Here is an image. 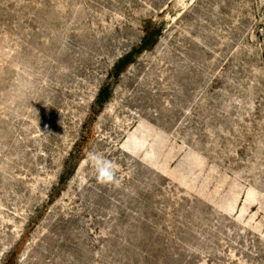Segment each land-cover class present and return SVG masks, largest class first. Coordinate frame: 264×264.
<instances>
[{
  "label": "rangeland",
  "instance_id": "obj_1",
  "mask_svg": "<svg viewBox=\"0 0 264 264\" xmlns=\"http://www.w3.org/2000/svg\"><path fill=\"white\" fill-rule=\"evenodd\" d=\"M0 264H264V0H0Z\"/></svg>",
  "mask_w": 264,
  "mask_h": 264
},
{
  "label": "clouds",
  "instance_id": "obj_2",
  "mask_svg": "<svg viewBox=\"0 0 264 264\" xmlns=\"http://www.w3.org/2000/svg\"><path fill=\"white\" fill-rule=\"evenodd\" d=\"M87 161L101 185L116 188L121 186V180L117 175L118 165L114 160L107 158L102 152L89 151Z\"/></svg>",
  "mask_w": 264,
  "mask_h": 264
},
{
  "label": "trees",
  "instance_id": "obj_3",
  "mask_svg": "<svg viewBox=\"0 0 264 264\" xmlns=\"http://www.w3.org/2000/svg\"><path fill=\"white\" fill-rule=\"evenodd\" d=\"M127 59L128 56H122L119 61V64L127 61ZM109 94H110L109 87L108 86L103 87L97 96V102L99 104L103 103L108 98Z\"/></svg>",
  "mask_w": 264,
  "mask_h": 264
}]
</instances>
